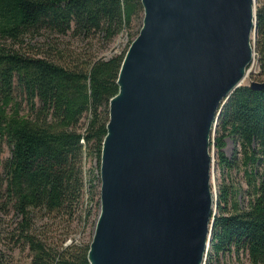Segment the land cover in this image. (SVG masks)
<instances>
[{"label":"water","instance_id":"1","mask_svg":"<svg viewBox=\"0 0 264 264\" xmlns=\"http://www.w3.org/2000/svg\"><path fill=\"white\" fill-rule=\"evenodd\" d=\"M140 5L141 26L108 100L86 260L202 264L216 207L209 137L253 56L254 0ZM246 86L259 90L264 82Z\"/></svg>","mask_w":264,"mask_h":264},{"label":"trees","instance_id":"2","mask_svg":"<svg viewBox=\"0 0 264 264\" xmlns=\"http://www.w3.org/2000/svg\"><path fill=\"white\" fill-rule=\"evenodd\" d=\"M254 3L256 76L264 82V0ZM141 17L140 0H0V39L69 34L105 48ZM126 48L107 59L81 61L50 44L30 56L0 47V138L10 151L4 190L22 218L16 239L31 253L30 264H88L87 243L60 246L49 235L36 236L30 214L71 217L85 185L87 194L84 156L92 154L98 165L108 100L117 94ZM14 93L25 102L24 114ZM213 134L216 167L239 171L244 188L230 181L217 187L207 264L230 252L234 262L227 264H244L238 255L247 264H264V87L235 89L220 108ZM223 137L235 143L229 157L220 150Z\"/></svg>","mask_w":264,"mask_h":264},{"label":"rangeland","instance_id":"3","mask_svg":"<svg viewBox=\"0 0 264 264\" xmlns=\"http://www.w3.org/2000/svg\"><path fill=\"white\" fill-rule=\"evenodd\" d=\"M255 6V3H254ZM141 26V20L135 19L131 24L129 30H124L118 34L112 42L105 48L100 45L95 39H82L80 37L72 38L71 35L66 36H50V37H28L22 36L15 40L0 39V47L4 50H17L26 56L33 55L37 49H46V45H53L56 49H59L63 53H68L73 56H77L81 61L85 59L103 58L107 59L112 55L118 54L122 49L127 47L129 43L135 38L139 27ZM130 41V42H129ZM252 59L249 65L246 67V77L241 86L248 85L249 82H261L262 79L256 76L257 64L255 61L254 43L251 46ZM61 52V53H62ZM12 100L16 101L20 107V114L26 112L25 102L23 98L14 93ZM1 107V104H0ZM84 120L81 119V126ZM212 134L210 136L213 139ZM209 138L208 152L212 157V168L210 170L209 179V191L211 196L217 195V187L219 183L231 182L234 185L239 184L244 188L243 180L241 179V173L234 169L226 171L225 169H218L215 164V149L211 144L212 141ZM223 145L220 148L221 152L229 157L235 150V143L229 137L222 138ZM88 152V151H87ZM10 151L5 140L0 138V257L2 264H30L31 253L25 245H21L20 241H17L16 234L18 232V225L21 223V216L16 213L12 207V202L5 194V175L3 170V164L10 156ZM84 177L86 179V172L89 170V184L87 194L84 193L85 188H82L81 198L72 209L73 214L71 217L62 215L60 217L43 213V210H33L30 214L31 227L30 231L36 236L46 238L48 235L53 237V242L60 243V246H66L71 242L76 244L87 245L90 242L96 217L99 209V173L97 160L92 156H84ZM88 175V173H87ZM90 186V187H89ZM90 188V189H89ZM87 190V188H86ZM241 195L238 199L243 205L245 199L240 191ZM89 211L88 215L85 213ZM215 210H213L212 217ZM203 264H207L206 251ZM244 264H247L246 256L238 255ZM234 262V253L218 254L214 259L212 258L208 264H227Z\"/></svg>","mask_w":264,"mask_h":264},{"label":"bare ground","instance_id":"4","mask_svg":"<svg viewBox=\"0 0 264 264\" xmlns=\"http://www.w3.org/2000/svg\"><path fill=\"white\" fill-rule=\"evenodd\" d=\"M243 76H244V74H243ZM245 80V77L242 79V81H241V84L243 83V81ZM118 97V95H116V98ZM210 138V137H209ZM211 139V138H210ZM211 141H212V139H211ZM212 168V167H211ZM209 179H210V173H209ZM215 210V209H214ZM210 216H211V218H212V214L210 213ZM205 256V255H204ZM204 259H205V257L203 258V262H204ZM203 262H202V264H203Z\"/></svg>","mask_w":264,"mask_h":264},{"label":"built area","instance_id":"5","mask_svg":"<svg viewBox=\"0 0 264 264\" xmlns=\"http://www.w3.org/2000/svg\"><path fill=\"white\" fill-rule=\"evenodd\" d=\"M99 180V179H98ZM84 184H87V183H84ZM85 190H84V193L86 194V188H87V185H85Z\"/></svg>","mask_w":264,"mask_h":264}]
</instances>
